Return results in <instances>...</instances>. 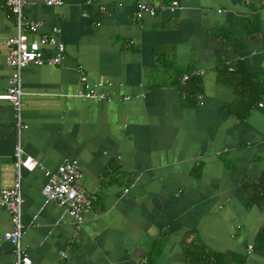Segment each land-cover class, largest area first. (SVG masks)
<instances>
[{"label":"crops","instance_id":"obj_1","mask_svg":"<svg viewBox=\"0 0 264 264\" xmlns=\"http://www.w3.org/2000/svg\"><path fill=\"white\" fill-rule=\"evenodd\" d=\"M148 1L184 8L151 16L138 14L137 0L24 7L42 22L39 34L60 30L66 60L23 67L21 133L0 99V190L15 184L20 145L51 171L78 161L97 201L78 227L44 204V171L23 169V247L35 264H264L248 253L264 229V0ZM3 3L0 39L17 33ZM9 51L0 45V93ZM78 66L112 101L77 95ZM191 69L206 76L183 84ZM10 220L0 206V264L14 260L2 239Z\"/></svg>","mask_w":264,"mask_h":264},{"label":"built area","instance_id":"obj_2","mask_svg":"<svg viewBox=\"0 0 264 264\" xmlns=\"http://www.w3.org/2000/svg\"><path fill=\"white\" fill-rule=\"evenodd\" d=\"M97 0H88L93 3ZM43 2L46 6H61L66 0H4L3 6L10 10L16 20L17 33L13 36L0 39V45L9 47L7 65L12 69L8 78V85L5 92L0 93V99L9 100L13 106L16 127L21 133L28 126L23 122V79L22 69L25 65L34 66H62L66 60V49L60 38V30L52 27L48 32L39 34L42 22L28 19L24 14V7L28 4ZM140 14L147 12L155 16L159 11L168 10L175 12L184 7L178 1L164 4L160 8L154 7L148 0H137ZM106 6H102V12H106ZM35 35V37H32ZM230 71L233 67L230 66ZM79 76V90L77 95L81 98L112 101V97L101 91L104 88L102 82H90L87 70L82 66L76 67ZM206 76V70L191 69L182 76V83L187 84L193 78ZM109 86L112 84L109 83ZM130 97H125L128 100ZM200 104H203L200 102ZM15 184L10 189L0 190V206L4 207L10 215L11 229L3 233L2 239L9 242L13 247V264H35L32 258L25 251L22 238L26 232L23 220V192H22V170L34 171L40 168L44 171L46 182L41 189L44 204L56 203L66 215H68L78 227L84 224L88 215L94 210L97 201L96 192L90 193L83 189L81 181L83 172L78 161H65L54 171L48 170L32 156L23 152L20 145L15 151ZM129 193V188L124 190V194ZM61 221V219H59ZM253 252V246L248 247V253ZM65 256V254H63Z\"/></svg>","mask_w":264,"mask_h":264},{"label":"trees","instance_id":"obj_3","mask_svg":"<svg viewBox=\"0 0 264 264\" xmlns=\"http://www.w3.org/2000/svg\"><path fill=\"white\" fill-rule=\"evenodd\" d=\"M254 250L264 255V229L260 231L259 236L257 237V242L253 246V251Z\"/></svg>","mask_w":264,"mask_h":264}]
</instances>
